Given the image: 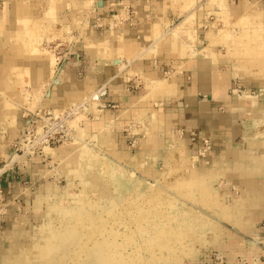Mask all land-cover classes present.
Here are the masks:
<instances>
[{
    "label": "crops",
    "instance_id": "0c3cea01",
    "mask_svg": "<svg viewBox=\"0 0 264 264\" xmlns=\"http://www.w3.org/2000/svg\"><path fill=\"white\" fill-rule=\"evenodd\" d=\"M261 6L264 0H0V156L13 152L8 144L18 137L20 103L27 95L44 92L42 107L60 109L107 83L110 106L84 123L90 136L106 129L115 142L119 140L113 136L122 134L127 141L136 137L159 145H148L144 157L161 144L174 150L176 145L186 154L180 146L187 144L189 152L197 153V164H217L198 169L200 173L243 179L239 183L244 191L254 186L258 202L243 216L256 211L258 218L247 228L240 225L253 241L240 240L243 244L236 248L246 252L235 264H264V140H253L245 124L244 103L254 99L239 96L242 84L232 60L212 56L217 50L202 29L221 10L234 22ZM120 13L123 20L117 21L114 15ZM195 14L190 28L186 22ZM97 18L103 28L94 26ZM219 25L226 27L223 20ZM85 28L96 32L83 33L86 51L81 47L78 65L52 82L54 59L41 51L42 39ZM189 31L192 39L187 38ZM204 140L211 150L202 154ZM35 162L42 163L39 158ZM35 200L38 205L41 198Z\"/></svg>",
    "mask_w": 264,
    "mask_h": 264
},
{
    "label": "rangeland",
    "instance_id": "374dc122",
    "mask_svg": "<svg viewBox=\"0 0 264 264\" xmlns=\"http://www.w3.org/2000/svg\"><path fill=\"white\" fill-rule=\"evenodd\" d=\"M261 7L257 12L247 14L234 22L221 10L215 18L213 17L215 23L212 21L206 28L202 25L203 31L208 32L207 38L210 39L213 50H217V54L212 51V56L218 55L220 58L232 60L237 80L242 84V93L240 92L239 96L251 95L254 99L252 103L240 97L242 101H246L244 105L247 107L245 112L248 121L245 124L250 129L253 140L264 138V7ZM190 17L192 18L186 23L190 28H194L192 19L197 18V15ZM222 20L225 22L224 28L219 25ZM100 23L104 27V24ZM89 31L96 32L95 29L89 28L69 29L42 39L41 51L46 52L44 54L49 58L53 56L54 60L58 49L55 53L53 48L60 43L67 47L70 43L72 55L62 64L58 74L55 72V61L54 66L51 65L53 72L51 71L49 79L52 82L58 83V79L71 65H78L80 57L77 54L81 47L83 52L86 51L85 44H82L83 33L89 34ZM176 33L179 36L182 31ZM192 37L189 31L187 38ZM45 97L44 92L40 95H27L20 103L21 112L37 107L50 108L42 107ZM85 97L87 96L65 106ZM239 102L241 104V101ZM20 115L22 118V114ZM97 131V136L91 137L90 131L83 126L78 129L79 139L74 144L58 146L59 150L53 149L55 153L39 158L42 163H33L34 159L27 163L19 160L6 170L4 167L9 159L0 156V170L4 169L0 171V264H39L44 255V259L48 258L45 259L47 264H56V258L64 254L67 264H72L75 258L70 253L69 246L66 248L60 244L65 240L67 231L72 229L71 221L78 216L80 209L100 215L111 208L113 211L116 208L117 213L125 211L132 224L129 223V227L124 226V223L118 226L119 242L125 239L126 232L132 233L134 229L141 232L140 228L144 227V243L146 245L149 242L148 245L152 244V248L155 247L156 239L152 238L155 232L160 228L169 229L166 231L168 236L162 239L167 245L172 242L171 248L155 247L156 254H152L151 249L144 251V257L151 261L150 264H235L236 259L238 263L242 262L241 255L246 250L237 249L240 242L243 244L240 240L253 241L245 232L248 230L243 231L241 228L246 227L243 215L249 210V198L244 196V189L239 183L243 179L235 181L225 173H216L214 177L212 172L207 175L200 173L198 169L215 168L217 164L215 161H211L208 166L197 164V153H193L192 149L189 152L187 144L182 146L181 142V149L188 151L186 154L180 152L176 145L174 150L172 146L161 144L160 148L149 152L150 156L144 157L142 151L147 149L148 145L153 146L152 143L139 142L136 137L127 141L122 134L113 136L119 140L115 142L111 131ZM125 133L128 136L127 131ZM13 143L14 141L8 146L12 147ZM63 146H66V150L61 151L60 147ZM198 186L205 189H199ZM38 196L41 201L37 205L35 199ZM89 203L97 204L91 207ZM125 203H129L133 208H129ZM226 204L227 208H224ZM237 210L242 211L241 217L237 215L238 219L234 218L236 213H230ZM140 211L142 215L138 213ZM132 221L138 222L135 224ZM62 231L66 233L61 234ZM51 233L53 236H50ZM56 236L63 240L60 242L57 239L58 243L55 241ZM139 241L141 240L138 239L135 243ZM223 243L228 246H223ZM135 248L130 245L123 254L127 256L130 253L129 257H132L136 254ZM47 254L50 256L47 257ZM25 256L28 257L27 260ZM248 258L250 259L251 255ZM84 264L95 262L88 259Z\"/></svg>",
    "mask_w": 264,
    "mask_h": 264
},
{
    "label": "bare ground",
    "instance_id": "6f19581e",
    "mask_svg": "<svg viewBox=\"0 0 264 264\" xmlns=\"http://www.w3.org/2000/svg\"><path fill=\"white\" fill-rule=\"evenodd\" d=\"M251 99H253L251 97ZM98 139V138H97ZM66 148V147H65ZM65 148H61V151H64L62 149H65ZM66 150V149H65ZM13 151V150H12ZM15 154L12 152V154L9 155V157L7 159H10L11 157H14ZM80 171V170H78ZM195 187V186H194ZM199 189H205L203 188L202 186H198ZM253 189H254V186L251 187L250 189H247L244 191V196H246L248 199L247 202L248 205H249V209H251L252 207L256 206L257 202H258V197L256 195L253 194ZM261 200V199H260ZM83 201V199L81 200ZM80 201V202H81ZM87 201V200H86ZM85 201V202H86ZM84 203V201H83ZM207 203V202H206ZM240 203V202H239ZM87 204V203H86ZM91 205V207H94L96 206L97 203H89ZM113 204V203H112ZM111 204V205H112ZM128 205L129 203H125V205ZM132 204V203H131ZM153 204V203H152ZM123 205V204H122ZM121 205V207H122ZM130 205V204H129ZM128 205V206H129ZM150 205V204H149ZM226 205H224V208H227ZM115 207V206H113ZM125 207V206H124ZM131 206H129L130 208ZM151 207V206H150ZM83 208V207H81ZM119 208V207H118ZM127 207H125L126 209ZM133 208V207H131ZM112 209V210H111ZM110 210H107L106 213L104 214H100V215H96L97 213H94V212H89V211H86V210H83V209H80L79 214L78 216H75V218L71 221V224H72V229L68 230L67 231V234L65 235L66 238L65 240L63 241V243H60L61 246H65L66 248H70V253L72 254V256L74 255V258L75 260L73 261L72 264H84L86 260L90 259L92 261L95 262V264H129L130 262L131 263H136V264H150L151 261L147 260L144 256V253L147 251L146 249H151L150 251H152L151 253L152 254H156L157 252V249L155 247H158L159 249L160 248H166L167 249L172 245V242H171V245L169 243V245H167L164 240L162 238H164L168 233L166 232L167 230L169 229H166L165 230L162 228L158 229L157 232H155V234L152 236V238L156 239L154 240L155 244L152 248H151V245H148V243L145 245L144 241L143 240V235L142 232L145 231L144 227L140 228L141 229V232H139L138 230L135 231L134 229V232H126L124 234V238L121 242L118 241V236L120 235L119 234V228L118 226L121 224V223H124V226H128L129 227V219L127 218L128 215L127 213L124 211L123 213H117L116 212V208H114L115 210L113 211V208H111ZM122 209V208H120ZM124 209V208H123ZM124 209V210H125ZM128 209V208H127ZM129 210V209H128ZM139 210V208L137 209ZM142 210V209H141ZM222 210V209H220ZM133 211V210H132ZM146 211V209L144 210ZM143 211V212H144ZM157 211V210H156ZM156 211H155V214H156ZM77 212V213H78ZM128 212V211H127ZM141 212V213H140ZM138 212L140 215H142V211ZM151 212V210H150ZM165 212V211H164ZM129 213H132V212H129ZM147 213V211H146ZM153 213V212H152ZM223 213V212H222ZM228 213V212H227ZM230 213H236L235 214V217L236 219H238L239 217H237V215H239L241 217V214H242V211L241 210H237V211H234V212H230ZM252 215L250 217H246L245 219H243L244 221L246 220V227H243V228H247L249 226H252L254 225L253 223L255 222V219L258 218V214H256V211H252L251 212ZM131 215V214H130ZM228 215V214H227ZM231 215V214H230ZM234 215V214H233ZM150 216V215H149ZM138 217V216H137ZM143 217H144V214H143ZM157 217H160V216H157ZM141 218V217H140ZM150 218V217H149ZM131 219V218H130ZM132 220V219H131ZM136 220V219H135ZM162 220V219H161ZM139 221V220H138ZM137 221V222H138ZM133 222V221H132ZM137 222H133V223H137ZM141 222V221H140ZM143 222V221H142ZM146 222V221H145ZM148 222V221H147ZM151 223V221H150ZM131 224V223H130ZM140 226H141V223H139ZM147 224V223H145ZM132 225V224H131ZM188 226V225H187ZM190 226V225H189ZM137 227V226H136ZM118 228V229H117ZM189 228V227H188ZM130 229V228H128ZM132 229V228H131ZM139 229V228H138ZM139 229V230H140ZM148 229V228H147ZM172 229V228H171ZM170 229V230H171ZM57 230V228H56ZM174 230V229H173ZM61 232V230H59ZM147 231V230H146ZM172 231V230H171ZM181 231V230H180ZM58 232V231H57ZM66 233V231H64ZM62 231L61 234L64 233ZM139 232V233H137ZM173 232V231H172ZM171 232V233H172ZM56 232H54L55 234ZM59 233V232H58ZM147 233V232H146ZM176 233V232H175ZM188 233V232H187ZM53 233L50 234V236H53L52 235ZM185 234V233H184ZM57 235V234H55ZM63 235V236H64ZM173 235V233H172ZM178 235V234H177ZM59 236V235H58ZM168 236V235H167ZM170 236V235H169ZM176 236V235H175ZM14 237V236H13ZM57 237V236H56ZM182 237H184L182 235ZM53 238V237H52ZM55 238V237H54ZM145 238V237H144ZM151 238V237H150ZM167 238V237H166ZM12 239V237H11ZM58 237L55 239V241H57ZM62 239V238H61ZM60 237H59V241L61 240ZM141 240L137 243L136 240ZM165 239V238H164ZM63 240V239H62ZM50 240H48V243H49ZM67 243H66V242ZM52 242V241H51ZM50 242V244H52ZM58 242V241H57ZM61 242V241H60ZM153 242V241H151ZM153 242V243H154ZM55 243V242H54ZM59 243V242H58ZM57 243V244H58ZM175 244V243H173ZM49 245V244H48ZM56 245V244H55ZM54 245V246H55ZM132 245V246H135L136 248V251H134L136 254L132 257H129L130 256V253L129 255H127L129 258H127V256H125L123 253L125 252V249L129 248V246ZM167 245V246H166ZM43 246H47V245H43ZM50 246V245H49ZM169 246V247H168ZM174 246V245H173ZM38 247V245H37ZM57 247V245H56ZM40 248V247H39ZM59 248V247H58ZM132 248V247H131ZM171 248V247H170ZM50 249V248H49ZM48 249V250H49ZM55 249V248H54ZM126 249V251H127ZM47 250V249H46ZM53 250V248H52ZM50 250V251H52ZM124 250V251H123ZM171 250V249H170ZM42 251V250H41ZM145 251V252H144ZM43 252V251H42ZM133 252V251H131ZM149 252V251H148ZM173 252V251H172ZM50 254V252H48ZM150 253V252H149ZM162 253V252H161ZM29 254V253H27ZM52 254V253H51ZM50 254V255H51ZM173 254V253H172ZM190 254V253H189ZM48 255V254H47ZM50 255H48L47 257H49ZM123 255L125 257H123ZM30 256V255H29ZM46 255H44L45 257ZM71 256V258H72ZM26 257V260L28 259L27 256ZM42 256H40L41 258ZM42 257L39 262V264H47L48 261H45V259L48 260V258H45ZM52 257H54L52 255ZM51 257V258H52ZM66 254L64 255H59L58 258H56V264H67L66 262ZM148 258V257H147ZM151 258V257H149ZM134 261V262H133ZM157 262V261H156ZM172 262V261H171ZM30 263V262H29ZM154 263V262H153ZM175 263V262H173Z\"/></svg>",
    "mask_w": 264,
    "mask_h": 264
},
{
    "label": "built area",
    "instance_id": "2783aa9c",
    "mask_svg": "<svg viewBox=\"0 0 264 264\" xmlns=\"http://www.w3.org/2000/svg\"><path fill=\"white\" fill-rule=\"evenodd\" d=\"M114 17L117 21L123 20L121 13L114 15ZM209 20L215 22L214 18ZM211 23L205 24V28L210 26ZM94 26L103 27L98 18ZM56 49H58V54L55 57L54 65L55 72L58 74L61 70L60 67L70 59L72 52L70 43L67 47H64L63 43L56 45L53 48L55 53ZM127 81L131 82L132 80L127 78ZM108 94L109 87L105 83L82 100L60 109L37 107L23 111V124L19 129L16 141L12 145L15 156L9 159L4 168L6 170L11 168L10 165L19 160L27 163L35 158L47 157L58 146L74 144L79 139L78 129H81L87 120L99 116L103 110L110 106L105 101ZM74 122H76V125H74ZM209 150H211V144L208 140H204L202 154L207 153Z\"/></svg>",
    "mask_w": 264,
    "mask_h": 264
}]
</instances>
